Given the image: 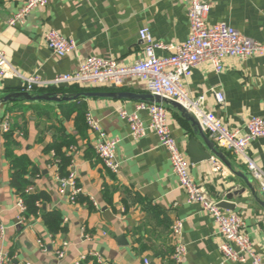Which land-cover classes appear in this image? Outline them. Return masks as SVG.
<instances>
[{
  "label": "crops",
  "instance_id": "crops-1",
  "mask_svg": "<svg viewBox=\"0 0 264 264\" xmlns=\"http://www.w3.org/2000/svg\"><path fill=\"white\" fill-rule=\"evenodd\" d=\"M49 1L46 8L35 9L25 25L12 27L9 20L24 0H0V51L23 76L38 75L51 81L77 72L89 57L131 65L143 57L139 31L144 28L150 30L156 42L167 46L185 44L190 34L185 0ZM211 4L207 18L210 24L226 23L264 44V0H211ZM50 30L73 39L75 53L66 57L54 54L45 43ZM157 55L168 57L171 52L159 50ZM225 63L220 74L209 64L199 65L186 89L192 98L203 97L205 109L214 112L227 127L245 131L251 117L264 118V57L228 59ZM114 87L88 88V92L148 93L137 79L127 80L121 88ZM74 88L82 87L65 85L44 90ZM21 90L23 80L0 79V99ZM217 90L225 94L223 104L215 98ZM83 102L87 111L83 126L76 125L75 113L68 116V103L0 102V117L10 114L15 124L8 139L7 135L0 136V224L5 229L0 252L13 253L15 264H178L174 253L180 244L186 248L182 264H244L225 260L220 251L224 238L216 223L200 204L187 203L169 154L156 133L149 129L145 137L132 138L120 110L136 113L140 102L111 98ZM168 109L172 135L189 158L191 174L206 196L216 203L227 202L229 190H244L228 201L234 210L224 211L244 218L245 232L264 260V195L257 181L251 178V189L239 176H252L246 164L220 149L210 136L230 166L215 154L208 161L194 164L187 154L188 143L194 137L192 125L180 112ZM87 114L109 138L119 140L118 174L109 171L97 156L94 147L98 134L88 126ZM138 115L149 127V114L141 111ZM58 136L75 139V144L65 150L72 158L86 202L72 204L68 194L59 193L58 168L45 153V147ZM8 154L25 158L30 163L28 171L40 172L31 178V188L50 195L51 200L42 209L61 213L67 233L53 236L41 217H26V223L19 224V196L10 184ZM248 155L264 172V137L250 144ZM216 161L225 169L223 172L215 168ZM177 219L183 221V231L175 238L172 228ZM58 250L65 251L63 259L58 258Z\"/></svg>",
  "mask_w": 264,
  "mask_h": 264
},
{
  "label": "built area",
  "instance_id": "built-area-1",
  "mask_svg": "<svg viewBox=\"0 0 264 264\" xmlns=\"http://www.w3.org/2000/svg\"><path fill=\"white\" fill-rule=\"evenodd\" d=\"M188 5V19L190 34L185 44L167 46L156 42L148 28L139 31V38L144 45L143 57L131 65H125L115 59L99 57L86 58L77 72L59 75L48 81L38 75L23 76L14 68L5 54L0 51V79H21L24 81V91L33 94L37 90L59 88L65 85L88 88H105L115 86L121 88L130 79L141 80L145 90L154 95L173 100L188 109L197 119L200 126L222 150L229 151L244 162L257 181L259 190L264 195V172L248 155L250 144L264 137V118L251 117L245 131L230 129L214 112L206 110L204 98H192L186 89V84L193 76L194 70L201 64H209L216 73H222L226 68V60H246L252 57H264V44L244 36L226 23L210 24L207 20L211 11V0H185ZM49 0H24L22 8L9 20L12 27L23 26L30 14L38 8H46ZM47 47L57 56L66 57L75 53L76 42L65 38L59 32L50 30L45 35ZM159 50H168L171 55L160 57ZM218 103L226 100L222 91H214ZM145 111L149 114L151 123L146 127L138 115ZM168 106L164 104L140 102L137 112L129 114L120 110V116L126 120L131 128V136L139 140L146 136L147 131L153 130L159 138L160 144L169 154L173 173L177 176L180 187L186 193L187 203L200 204L216 223L219 234L224 238L220 245L225 260L244 264H264V260L254 249L253 243L245 232L244 218L237 213H228L221 209L218 203L211 201L205 194L203 187L195 181L191 174V163L186 153L174 139L168 122ZM87 124L98 134L95 152L103 165L112 173L118 174L120 165L116 157L119 140L109 138L100 124L87 114ZM12 131L11 115L0 117V136ZM57 167V164H55ZM218 171L225 170L219 162H215ZM68 178L58 177L59 193L68 194V200L76 204V197L82 194L76 174L73 171ZM32 189H29V192ZM19 224L26 223L27 207L19 197L16 204ZM173 237L180 236L183 231V221L177 219L172 228ZM5 229L0 225V240ZM64 250H58L60 259L65 257ZM186 255V248L178 245L175 248L174 259L182 264ZM0 264H15L13 258L6 252H0ZM79 264V263H78ZM148 264V262H147Z\"/></svg>",
  "mask_w": 264,
  "mask_h": 264
},
{
  "label": "trees",
  "instance_id": "trees-1",
  "mask_svg": "<svg viewBox=\"0 0 264 264\" xmlns=\"http://www.w3.org/2000/svg\"><path fill=\"white\" fill-rule=\"evenodd\" d=\"M83 92H88V89L84 88H74L70 90L65 89H56V90H37L33 94H44V93H54L58 95H66V94H80ZM83 99L69 102V112L68 116H71L73 113L76 114V125H86V109L83 104ZM12 122V129L15 124ZM13 131V130H12ZM11 133V132H10ZM9 133V134H10ZM10 135H7V139ZM66 139V140H65ZM65 139H61L56 137L55 140L48 144L45 147V153L50 155L51 161L54 164H57L58 168V177L61 179L68 178L71 170L70 166L72 164L71 156H68L66 150L70 149L75 144V139L73 136H68ZM65 140V141H64ZM66 149V150H65ZM10 159V164L12 168L11 174V187L17 193L19 197H21L25 205L27 207L26 217H41L44 226L48 230L50 234L56 236L61 233H67V228L63 224V217L62 214L54 211V212H47L42 209V205L48 203L51 200L49 194L45 192H38L36 190H32L29 192V189H32L31 186L33 183L31 182V178H35L40 172L37 169H33L28 171V167L30 163L26 161L25 158L14 157L8 154ZM30 173V178L27 177V174ZM87 199L82 196V194L76 197V202L83 203L86 202ZM91 205V204H90ZM91 207V206H90ZM1 225V224H0ZM13 253H10V257L13 258ZM14 260V259H13Z\"/></svg>",
  "mask_w": 264,
  "mask_h": 264
},
{
  "label": "water",
  "instance_id": "water-1",
  "mask_svg": "<svg viewBox=\"0 0 264 264\" xmlns=\"http://www.w3.org/2000/svg\"><path fill=\"white\" fill-rule=\"evenodd\" d=\"M115 88V87H114ZM91 98H111L115 100H128L135 102H146V103H155V104H164L172 109L180 112L182 117L191 123L194 137H192L188 143L187 154L189 155L191 161L194 164L201 163L203 161H208L212 158V154L219 156L227 165L230 166L229 162L226 161L223 153H220L215 144L210 140L208 132H206L199 124L195 116L181 104L162 98L159 96H154L150 93L146 94H136L132 92H83L80 94H66L58 95L54 93H44V94H30L21 90L19 92L11 93L2 99L1 103L16 102V101H26L31 103L38 102H47V103H69L74 102L80 99H91ZM199 138L202 139V142L199 141ZM204 144V145H203ZM207 148V149H206ZM241 178L246 182V184L252 189L250 185L252 176L239 174ZM234 190H229L226 199L230 201L234 196H238L244 192V190H239L238 188ZM263 195V194H262ZM225 200L218 203L219 207L223 210H234V206L229 204ZM264 206V204H263Z\"/></svg>",
  "mask_w": 264,
  "mask_h": 264
}]
</instances>
